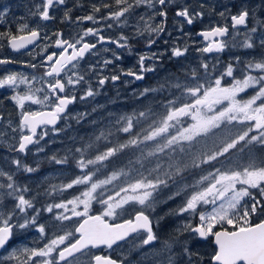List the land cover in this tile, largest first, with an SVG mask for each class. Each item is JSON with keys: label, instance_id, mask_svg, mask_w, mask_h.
Returning <instances> with one entry per match:
<instances>
[{"label": "snow or ice", "instance_id": "obj_1", "mask_svg": "<svg viewBox=\"0 0 264 264\" xmlns=\"http://www.w3.org/2000/svg\"><path fill=\"white\" fill-rule=\"evenodd\" d=\"M114 3L117 10L111 11L102 19L120 21L121 18H125L126 23V14L130 13L134 7L145 5L152 10L147 20L143 16L140 17L143 26L137 28L138 35L149 34V47L156 43L155 39L151 38V34L159 35L165 31L168 16L166 9L169 4L176 5V17L182 18L183 23L187 25H193L205 15L203 10L197 11L188 5L178 3V0H134V3H130L129 0H114ZM65 4L66 0H42L32 14L42 21H49L54 19V16L50 15V10L56 5ZM157 5L160 6L159 9ZM104 7L110 8L111 5L105 4ZM200 7L202 9L203 5ZM8 11L7 6L0 9V19L5 17ZM93 11L99 12L100 8L93 6ZM157 15L161 17L160 23H150L149 21ZM219 15L224 17L225 12H220ZM252 16L253 13L248 7H241L237 14L230 17L233 28L244 26L247 29L241 46L245 49L259 47L262 50L258 60L253 58L244 65L241 70L242 78L233 75L234 68L231 64L218 77L210 78L208 77L209 65L201 63L199 69L203 71L200 72L196 68L187 69L182 73L183 82L180 76H176L171 82L165 81L160 88L145 89L141 93L142 96H147L149 92L179 90L181 93L179 96L172 92V98L166 97L159 101L158 107L163 109L162 112H157L149 106L145 110L116 116L114 120H109L104 127L94 132L81 147L69 149L63 156L54 154L49 157L57 165L74 163L79 174L67 183L51 185L50 189L46 190V194L65 193L73 188H77L78 194H71V198L49 204L44 211L53 213L54 209H61L63 211L54 214L55 220L71 221L75 217L77 226L74 231H66L63 235L54 234L43 247L20 249L19 251L27 257L21 264H28V261L33 258H42L38 264H62V262L78 264L77 253L86 254L85 249L101 245L111 249L114 244L125 240L131 233H144L141 243L150 245L158 239L153 231V224L158 228L166 217H184L185 214L192 218L198 217L199 223L193 226L185 217L170 235L169 241L165 242V250L169 253L167 264H180L185 258L186 264H203L193 244L196 241H208L209 238L215 245V251L208 264H264V219H260L258 223H252L253 216L264 217V159L257 160L249 157L243 166L215 168L214 171L201 175L191 183L185 175L189 168H199L203 164L218 161L219 157L236 149L241 142L243 144L239 151L253 145L264 148V20H257L256 25L249 27ZM64 18L71 20L67 11ZM77 20L97 22L94 15L78 17ZM111 26V24L108 25V27ZM20 31L25 34L0 33V38L7 39L9 46L17 52L41 39L39 28L30 29L27 24H24ZM257 32L260 33L257 38L258 43L253 38ZM54 35L58 37L54 46L60 51H53L44 57L43 65H47V71L39 77L41 80H45L46 77L52 78L46 81L47 92L44 88H32L31 85L36 81V76L30 79L28 75L18 72L0 76V89H18L20 85L27 86V91L23 95L17 91L11 97L20 109H24L25 102L50 107L49 111H22L18 125L19 140L16 145L11 146L10 150L25 155L29 151V145L39 144L49 134L46 128L41 129L37 138V130L42 125H51L52 131L59 133L63 129H56L54 126L62 118L66 121L76 119L79 123L89 115L81 113L72 117L67 111L68 106L77 100L75 95L67 94V86L74 87L82 82L88 84L85 75L73 72L65 80L62 74L67 75L65 70L69 69L70 65L76 68L79 60L97 47L96 43L87 42L86 37L95 36L98 38L97 42H105V37L100 34L99 29L94 28L85 29L73 40L63 38L62 33ZM198 35L208 41L207 46L198 51L221 52L227 46L223 38L229 35V28L215 26L199 32ZM44 38L50 39L47 36ZM128 41L129 37L122 35L119 40L109 42L117 44L120 48H127ZM51 46H46L42 51L47 52V47ZM187 51V46L173 47L171 55L180 58L184 57ZM113 57L115 60L120 59L116 53H113ZM145 59L143 55L139 58L140 74L129 70L126 75L142 80L144 71H154V68H144ZM236 60L240 63L239 57ZM12 62L9 59H0V65ZM103 63L106 66L113 63V60H104ZM29 66L33 69L37 67L34 63ZM225 77H232V81L229 85L222 86V80ZM119 78L118 75L111 76L112 81ZM208 79H211L210 83ZM107 80L108 77H104L99 79L98 83L103 86ZM201 80H205V83H201ZM249 88L254 89V94L248 99L242 97L238 99V96ZM38 93H44V95L41 97ZM97 94L88 84L84 96L80 99L84 100ZM185 95L191 98L190 102H184ZM225 101H227L226 106L214 111L215 106ZM257 101L260 103L257 104ZM209 112L213 114L209 115ZM184 117H190L194 123L183 126ZM0 119L3 117L0 116ZM232 121L248 123L246 128L233 138L223 142L219 150L194 156L191 165L171 158L174 153L184 151L185 142L191 144L198 136L206 135L212 129L219 128L222 123ZM92 123L95 124L96 121ZM67 126L69 125L66 124L65 127ZM253 132L257 134L250 135ZM119 134H124L126 139L123 142H114L112 138ZM126 150L139 152L135 159L128 161V165L132 167L129 168L126 165L124 168L104 173L103 170L108 167L112 158ZM37 151L43 152L44 148L40 147ZM161 156L166 158V166L161 163ZM11 164L15 171H5L3 167H0V177L7 179V183H0V190H2L0 191V249H6V245L13 237L14 229L25 230L35 227L42 237L47 235L45 225L38 223L40 209H37L34 203L35 196L26 198L25 194L31 189L27 185L19 184L15 179L16 171L34 173L39 170V165L34 167L19 158L12 159ZM133 169L137 175L135 179L128 181L127 178L131 176ZM121 178L125 179L118 190L114 194H106L108 186ZM178 197L181 198V203L177 207L168 209L155 219L150 218V214L154 213L157 207ZM9 198L12 201L11 208L4 202ZM94 203L102 206V212L98 215L91 214ZM129 203L141 206L133 219H126L121 223H110L106 219L116 218L117 210H122ZM208 205L212 206L210 210L206 208ZM29 210H32L35 215L29 214ZM17 212L25 214V218L18 220L15 224L10 223L17 216ZM68 212L71 215H67ZM229 225L232 226L231 230L227 227ZM77 234L78 238H75ZM173 246H176L179 251L174 252ZM16 251L13 250L5 259L19 261ZM92 261L93 264H125L124 260L118 261L103 255L93 256Z\"/></svg>", "mask_w": 264, "mask_h": 264}, {"label": "rangeland", "instance_id": "obj_2", "mask_svg": "<svg viewBox=\"0 0 264 264\" xmlns=\"http://www.w3.org/2000/svg\"><path fill=\"white\" fill-rule=\"evenodd\" d=\"M225 1L230 2V4L228 3L226 5V8L228 10L248 7L252 11L253 16L249 22V27L256 25L257 20H264V8L262 5H257V0H224V2ZM93 2L107 4V2H102L100 0H83L82 5L84 7V15L79 17L95 15L93 14L95 13L93 12ZM181 2H183V0H181ZM7 4L8 3L6 0H3L2 3L0 2V9L7 6ZM115 9L117 10V6ZM141 16H143L145 20H147L150 14L147 15L145 11L131 13L132 38L137 39L134 43L137 46L141 44V40L134 37L136 35L137 28L140 27L139 21ZM4 19L5 17L0 19V24H4ZM96 20L97 22L94 23L93 21L86 20H67L63 17V19L59 20V22H56V24H43V37L47 36L50 37V39L43 38L38 46L34 47L29 52L21 54L15 53L14 55H7V53H10L8 52L9 50H7V39L0 38V54H6V56H0V59H9L13 61L12 63L7 65H0V76L7 75L10 72H18L28 75L30 79L32 76H36L37 79L34 83H32V88H44L45 92H47L48 90L46 81H50L52 78L46 77L45 80L39 79V77L43 76L45 71H47V66L43 65V60L44 57L49 54L48 52H43L42 49L49 45L54 46V42L58 38L54 34L60 33V25L62 26V28L71 27L68 33L72 35L73 39H75L77 38L78 34H82L85 29H95L96 26L105 23L97 17ZM149 22L158 24V22L154 20H151ZM207 22L209 21L207 20ZM24 24H28V22H23L21 26ZM141 25L143 26V23H141ZM181 27L183 29L182 31ZM246 31L247 29L244 27L229 36L225 40L227 46L224 48V50L220 53L217 52L216 54L211 55L198 51V49L202 48V46H198V40L196 39V37H193L191 32L188 31L187 25L183 23V21H181L179 26H177V28L174 30L172 36L170 35L171 32L166 33L167 36L162 37H155L154 35L156 34H151V38L155 39L156 41V43L151 45L153 47L143 50L142 52L136 53L135 51H132L128 54V56L131 57L132 64L137 62L140 56L143 55L146 57L148 68H154V71H147L148 78L144 83L136 84L133 80L127 78L124 80V85L112 84L114 87H109L106 84H104L103 86L99 85V80L97 78V76H99L97 73L98 68L97 64L94 63V55H92L88 60L79 62L76 68L70 67L66 70L67 75L63 74V78L65 80L67 79L68 75H72L73 72H78L82 75H85V80L88 82V84L91 85L94 92L98 94L94 97H88L84 100H81L80 97L84 96L88 84L82 82L81 84L74 87L71 85L67 86L68 94L75 95L77 97L76 102L69 109L68 113H71L72 117H76L81 113H88L89 115H87L79 123H77L76 119H68L67 121L65 119H62L60 125L55 127L56 129H63L59 133L52 131L51 127H45L48 130L49 134L45 136L39 144H34L31 148H29L27 155L10 150L11 146L16 145L19 140L20 132L18 125L21 119L22 111H41L43 109H49L50 107H48L47 105L42 106L32 104L31 102H25L24 109H20L15 101L11 99V97L15 95L17 91L20 92L21 95H23L24 92L27 91L26 85H20L18 89H0V116L3 117V119H0V167H3L5 171H15L14 166L11 164V160L14 158H19L23 162L34 167L39 165V170L34 173H21L16 171L15 179L19 184L27 185L31 189L30 192L25 194L26 198L35 196L34 203L36 205V208L40 209L38 223L45 225V232L47 233L46 236L42 237L35 227H31L25 230L14 229L13 240L11 241L9 246L0 254V264H21V262L25 261L27 257L25 254L19 251L20 249H23L24 247H43L45 243L53 238L54 234L63 235L66 231H74V228L77 226V218L75 217L71 221L65 220L61 222L55 220L54 214H58L63 211L61 209H54L53 213L44 211L47 205L58 203L64 198H71V194H78L77 188L68 190V192L65 193L57 192L52 195L46 194V190L50 189L51 185H60L62 183H67L77 174H79V170L75 167L74 163L57 165L52 162L49 157L54 154L63 156L68 153L69 149L81 147V145L90 136H92L94 132H96V128L98 125L97 116L101 113L100 110L105 109L110 105L112 106L121 104L124 100H130L132 103L138 105H147L148 101L154 100V96L150 93L147 96L141 95V93H143L145 89H149V83H151L150 81L155 80L156 82H171L172 79L176 76H180V79H183V75L177 73V70L184 73L189 68H196L198 69V71L202 72L203 70L199 69V65L201 63H207L209 65L210 71L208 73V77L210 78L214 79L215 77H218L220 73L224 71L230 64L234 68L233 75L237 78H242L241 70L244 68V65L253 58L258 60L262 51L259 47L254 49H245L241 46ZM259 35L260 33L257 32L253 36V38L257 40V43V38L259 37ZM147 37V39L149 40V36ZM233 37L235 38L233 39ZM143 39H146V36H143ZM147 42L145 44L142 41L143 49L148 46ZM185 46H187L188 51L184 57L176 58L171 55V50L173 47L183 48ZM49 48L50 47H47V51ZM237 57L240 58V63L237 62ZM33 63L37 65L35 69L29 66ZM253 74L256 73L253 72ZM231 81L232 77H225L222 80V86L229 85ZM210 82L211 79H208V83ZM201 83H205V80H201ZM253 94L254 89L249 88L246 92L241 93L240 96H238V99L241 97L244 99H248ZM38 95L42 97L44 93H38ZM186 98L191 101V98L187 95L184 96V100ZM259 103L260 102L257 101V104ZM226 104L227 101H225L221 105L215 106L214 111L220 110L221 108L226 106ZM93 109H95V111H93ZM208 114L212 115L213 112H209ZM90 116H93L94 119H91ZM92 121H96V123L93 124ZM192 123H194V121H192L190 117H184L182 119L183 126H188ZM247 123L248 122L241 124L238 121H232L231 123H222L221 126H227V131L230 132L229 134H231L229 138L231 139L238 132L246 128ZM66 124L69 126L65 127ZM13 129H17V131H13ZM217 129L218 128L212 129L206 135L215 132ZM173 132H175V129H173ZM220 132L223 133V131ZM255 134L257 133H250V135ZM206 135L202 134L198 136L193 142L199 146L204 145L206 140L203 137ZM218 139L221 140V138ZM242 144L243 142H241V144H238L236 149H232L224 155V157H227L229 154H231L227 158V161H232L233 159H235V162L231 163V167L243 166L249 157H254L257 160L264 159V148H261L258 145H253L245 148L243 151H239V149L242 147ZM40 147L44 148L43 152L37 151ZM188 150L190 149L186 148L185 151ZM218 160H222V164L217 165L216 162H213L214 164H209L206 167L209 169L208 173L214 171L215 166H217L216 168H223V156L219 157ZM198 172L202 171L198 170ZM136 175L137 174H131V176L128 177L127 180L131 181L135 179ZM203 175H207V173ZM101 178L103 177L101 176ZM124 179L125 178H121V180L114 181L112 185H109L108 189H106V194H114V192L121 186ZM0 183H7L6 177H0ZM37 193H39V195H36ZM4 202L6 205H8L9 208H11V198L6 199ZM180 203V197L175 200L169 201L167 204L157 207L156 211L150 214V217L152 219H155V217L163 215L168 209L177 207ZM140 207L141 206L138 204L129 203L125 205L122 210H117L118 215L116 218L107 219L116 222L127 219L129 218V215L137 212ZM211 207V205L206 206L208 210H210ZM101 212L102 206L98 203H94L92 206L91 214H100ZM29 214L35 215L32 210H29ZM66 214L71 215L70 212ZM185 217H187L191 221L193 226L199 223L198 217H188V214H185L184 217H166L165 220L161 222L160 227L157 228L155 226V233L158 236L157 242L155 244L142 245L141 241L144 238L145 234L143 235L141 233L137 236H134L131 240L120 244L118 247L114 248L113 250L107 251L104 254H115L119 256L120 259L124 260L125 264H167V257L169 253L165 250V242L169 241L170 235L184 221ZM255 217L258 216H253L252 219H254ZM22 218H25V214L17 212V216L14 217L13 220L10 221V223L15 224ZM263 218L264 217H261V219ZM75 238H77V236ZM183 238L184 237H182V239ZM193 248L195 252L199 253L203 264H208V261L213 254V251L210 250V246L207 243H204V241H196L193 244ZM13 250H17L16 255L19 256V261L15 259H5V257L9 256L13 252ZM173 251H179V249L176 246H173ZM84 253L86 254L80 253L79 255H77L78 264H92V257L95 256L97 251L94 249H88L84 251ZM40 259L42 258H33L32 260L28 261V264H38V261ZM180 264H186V258L185 260L181 261Z\"/></svg>", "mask_w": 264, "mask_h": 264}, {"label": "flooded vegetation", "instance_id": "obj_3", "mask_svg": "<svg viewBox=\"0 0 264 264\" xmlns=\"http://www.w3.org/2000/svg\"><path fill=\"white\" fill-rule=\"evenodd\" d=\"M3 0H0L2 3ZM7 1V7L9 9L7 15L5 16V21L4 24H0L1 26V31L0 33H3V30H8L10 29H19L21 24L23 22H28V28H39L41 32V37L42 39L43 34H44V29L42 28L43 24H51L56 22H59V20L63 19L65 12L67 11L71 19L77 20L79 16L84 15V7L82 5L83 0H66L65 5H56L52 10H50V15L54 16V19L49 20V21H42L39 19L38 16L33 15L36 11V6L40 5L42 3V0H6ZM102 2H107L108 5H111L110 8L104 7L105 4L103 3H94L93 6L99 7L100 11L95 12L94 16H96L98 19H100L102 22L101 25L96 26L95 29L100 30V34L105 37V42H97L98 38L95 36H90L85 38L87 42L89 43H96L97 47L93 49L91 52H89L83 59L79 60V62L88 60L92 55H94V63L97 64V73L99 76H97L98 80L102 79L104 77H108V80L106 81V85L113 86L112 84H120L124 85V80L125 79H130L133 80L136 84L137 83H144L147 81L148 78V73L147 71L143 72V79L142 80H136L135 77L133 76H128L126 73L131 70L133 72H136L137 74H140L141 71V65L139 64V59L137 62L132 64L131 57L128 56V54L132 51H135L136 53L142 52L143 50L149 49L151 47L147 46L145 49H143L142 41L143 43L146 44L147 42V36L149 34H145L143 36H146V39H143V36H140L137 34L134 38H138L141 40V44L139 46L135 45L134 43L136 42L137 39L132 38V18H131V13L132 12H142L145 11L147 15L152 14V10L147 8L145 5H141L139 7H134L133 10L126 14L127 22L125 23V18H121L120 21H115V20H110V19H102V17L108 16V14L111 11H115L116 5L114 3V0H100ZM130 3H134V0H129ZM256 2V1H255ZM178 3L183 4V5H188L190 8H194L197 11L203 10L206 15L203 16L202 19L197 20L193 25H187L188 31L192 33L193 37H196L198 40V46L205 47L208 44V41L204 40V38L200 35H198L199 32L204 31V30H209L211 27L215 26H227L229 28V35L224 37L223 39L226 40L229 36L232 34L236 33L238 30L244 28V26H237L236 28L232 27V21L230 19L231 15L237 14V12L241 8H234L232 10H228L226 8V5L230 2H224V0H178ZM257 5H262L264 8V0H257ZM201 5H203V8L201 9ZM102 6V7H101ZM160 6L157 5V9H159ZM175 10H176V5L175 4H169L166 11L168 12L167 20L165 23V31L160 33L159 35H154L155 37H162V36H167L166 33L171 32V36L174 33V30L179 26L180 22L183 21L182 18L176 17L175 15ZM94 12V11H93ZM220 12H225L224 17H221L219 15ZM141 14V13H138ZM154 21H157L158 23L161 20V17L158 15L154 17ZM207 20L209 22H207ZM251 20V18H250ZM249 20V22H250ZM37 22V23H36ZM140 27H142L141 23L143 21H139ZM111 24V27H108V25ZM76 27V26H75ZM71 27H66L62 28L60 25V33L63 34V38L73 40L72 35H70L69 29ZM20 34H25L24 32L17 33L15 35H20ZM128 36L129 41L128 45L129 47L127 48H120L117 46V44L109 42V41H117L120 39V37ZM169 36V35H168ZM150 38V37H149ZM145 40V41H144ZM42 41V40H41ZM8 43V41H6ZM148 44V42H147ZM38 46V45H37ZM7 50L11 52L9 48V44H7ZM26 50L22 51L20 53L16 54H21V53H26L31 51ZM59 52L55 46H52L48 49V53L51 52ZM71 51V50H70ZM13 53V52H11ZM113 53H116L120 57L119 60H115L113 57ZM214 53V52H213ZM213 53H206V54H213ZM217 53V52H216ZM215 53V54H216ZM220 53V52H219ZM257 56V54H256ZM104 60H113V63L109 65H104L103 61ZM144 68H148V63L147 60L145 59L144 62ZM112 75H118L120 78L116 81L111 80ZM114 87V86H113ZM144 235V233H143ZM157 242V241H156ZM204 243H207L210 246V250L215 251V246L209 238L208 241H204ZM116 257L118 260L120 259L119 256L113 255ZM125 262V261H124Z\"/></svg>", "mask_w": 264, "mask_h": 264}, {"label": "trees", "instance_id": "obj_4", "mask_svg": "<svg viewBox=\"0 0 264 264\" xmlns=\"http://www.w3.org/2000/svg\"><path fill=\"white\" fill-rule=\"evenodd\" d=\"M21 28V27H20ZM20 28L19 29H8V30H3V33H11L12 35H15L17 33H20ZM1 26H0V31H1ZM9 52V51H8ZM11 54V53H7ZM0 56H6V54H3ZM177 73L182 75V71L177 70ZM181 81H184V78L181 79ZM149 83V89L153 88H160L161 85L165 83V81L162 82H156L155 80L150 81ZM170 82V81H169ZM172 92L175 93L176 96H179L181 93L179 90L176 89H171V90H165L163 92H149L154 96V100L148 101L147 105H138L135 103H132L130 100H124L121 104L117 105H110L105 109L100 110L101 113L98 114L97 120H98V125L96 128V131L99 128H102L109 122V120H114L116 116L122 115V114H131L133 112H137L140 110H145L147 107H152L155 111L157 112H162L163 109L158 107L159 101L164 100L166 97L167 98H172ZM189 99H185L184 102H189ZM111 114V115H110ZM91 119H94L93 116H90ZM63 119V118H62ZM223 130H216L215 132L208 134L204 136L203 138L206 140L204 145H197L196 143L192 142L191 144H188L187 142L184 143V151L186 148L190 149L188 151H183V152H176L173 154L171 158H174L176 160H180L182 163H186L191 165L192 158L196 155H202L203 153L207 152H214L217 151L222 147L223 142L229 141L231 134L230 132L227 131L226 125L222 126ZM220 131H223L221 133ZM218 138H221L219 140ZM114 142H123L124 139H126V136L124 134H119L117 137L112 138ZM139 155V152H134L133 150H126L124 153L119 154L118 156L112 158L111 162L109 163L108 167L103 170L104 173L109 172L110 170H116L118 168H124L126 165L131 168V165H128V161L130 159H135L136 156ZM229 154L227 157L223 156V168H230L232 166L231 163L235 162V159L232 161L228 160L227 158L230 156ZM245 157V156H244ZM166 158L161 156V163H164L166 166ZM213 162H216L217 165L222 164V160L218 161H212L211 163L214 164ZM209 164H203L199 168H189V171L185 173L187 176L188 182H194L195 179H198L201 175L207 173L208 174V168H206ZM138 167V165L136 166ZM217 166H215L216 168ZM206 168V169H205ZM198 170H201L202 172H198ZM131 174H137L136 171L133 169ZM133 214L129 215L128 217H132ZM261 219V217H255L252 219V223L258 222ZM230 230L232 226H227Z\"/></svg>", "mask_w": 264, "mask_h": 264}, {"label": "water", "instance_id": "obj_5", "mask_svg": "<svg viewBox=\"0 0 264 264\" xmlns=\"http://www.w3.org/2000/svg\"><path fill=\"white\" fill-rule=\"evenodd\" d=\"M40 40H41V39H39L35 44H33V45H29L28 48H26V49H21V50L18 51V52H17V51H14L11 47H10V48H11V50H12L13 52H17V53H19V52H21V51L29 50V49L35 47V46L40 42ZM59 50H60V49H59ZM69 51H70V50H69ZM88 53H89V52H88ZM88 53H86L85 56H86ZM85 56H84V57H85ZM70 66H71V65H70ZM70 66H69V67H70ZM71 105H72V104H71ZM71 105L68 106V110H69V108H70ZM49 110H50V109H44V110H42V111H49ZM68 110H67V111H68ZM59 123H60V121H58L57 124H56L55 126L59 125ZM55 126H54V127H55ZM43 127H46V126H43V125H42L41 128H38V130H37V136L39 135L40 129H42ZM49 127H53V126L49 125ZM31 146H32V145H29V147H31ZM135 214H136V213H135ZM135 214H134V216H135ZM146 214H147V213H146ZM93 215H98V214H93ZM134 216H133L132 218H129V219H133ZM150 218H151V217H150ZM125 220H126V219H125ZM123 221H124V220H122V221H117V222H111V221L109 220L110 223H121V222H123ZM153 231H154V224H153ZM136 234H137V233H131V234H130L125 240H123V241H118L117 244H114L112 248H114V247L118 246L119 244H121V243L127 241L128 239H130L131 237L135 236ZM12 238H13V237H12ZM11 240H12V239H11ZM11 240H10V241H11ZM10 241H9V243H10ZM155 242H156V241H154L153 243H155ZM153 243H152V244H153ZM8 245H9V244H8ZM8 245H6V248H7ZM150 245H151V244H150ZM90 248H91V247H90ZM101 248H107V247H106L105 245H101V246H99V247H95L94 249L98 250V249H101ZM112 248H111V249H112ZM107 249H109V248H107ZM3 250H5V249H0V253H1ZM85 250H87V249H85ZM85 250H84V251H85ZM78 254H80V253H77L76 255H78ZM98 255L110 256V255H104V254H102V253H100V254H98ZM110 257L113 258V259L118 260L117 258H114V257H112V256H110ZM69 259H70V258H69ZM118 261H119V260H118ZM62 263H63V262H62Z\"/></svg>", "mask_w": 264, "mask_h": 264}]
</instances>
